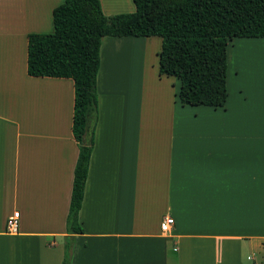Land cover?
Returning a JSON list of instances; mask_svg holds the SVG:
<instances>
[{
  "label": "crops",
  "instance_id": "crops-1",
  "mask_svg": "<svg viewBox=\"0 0 264 264\" xmlns=\"http://www.w3.org/2000/svg\"><path fill=\"white\" fill-rule=\"evenodd\" d=\"M64 1L0 0V264L63 259L79 155L74 86L28 76L27 38L54 33ZM98 1L106 17L135 11L132 0ZM263 46L234 39L227 53ZM160 48L157 37L102 40L70 264H264V111L250 136V90L230 101L227 83L223 108L182 105L179 81L158 73Z\"/></svg>",
  "mask_w": 264,
  "mask_h": 264
},
{
  "label": "trees",
  "instance_id": "trees-1",
  "mask_svg": "<svg viewBox=\"0 0 264 264\" xmlns=\"http://www.w3.org/2000/svg\"><path fill=\"white\" fill-rule=\"evenodd\" d=\"M135 11L103 15L98 0H65L53 11L54 33L31 34L27 74L71 79L72 134L79 155L61 264H70L98 119L96 89L105 37L161 40L158 73L179 81L185 106L223 108L227 98V48L234 39H264V0H132Z\"/></svg>",
  "mask_w": 264,
  "mask_h": 264
},
{
  "label": "rangeland",
  "instance_id": "rangeland-1",
  "mask_svg": "<svg viewBox=\"0 0 264 264\" xmlns=\"http://www.w3.org/2000/svg\"><path fill=\"white\" fill-rule=\"evenodd\" d=\"M228 53L227 83L230 101L238 97L236 93L243 91L241 87L245 91L250 90V118L252 116L251 123H254L250 125V136L259 135L264 111V48L250 49V53L236 52L230 48Z\"/></svg>",
  "mask_w": 264,
  "mask_h": 264
},
{
  "label": "built area",
  "instance_id": "built-area-1",
  "mask_svg": "<svg viewBox=\"0 0 264 264\" xmlns=\"http://www.w3.org/2000/svg\"><path fill=\"white\" fill-rule=\"evenodd\" d=\"M174 225V220L171 217L165 218L160 224V229L162 233H167ZM18 229V213H14L13 216L8 219L6 224V233L14 234Z\"/></svg>",
  "mask_w": 264,
  "mask_h": 264
}]
</instances>
